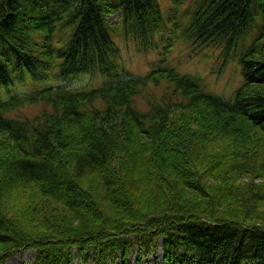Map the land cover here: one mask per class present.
Instances as JSON below:
<instances>
[{
  "label": "trees",
  "instance_id": "obj_1",
  "mask_svg": "<svg viewBox=\"0 0 264 264\" xmlns=\"http://www.w3.org/2000/svg\"><path fill=\"white\" fill-rule=\"evenodd\" d=\"M171 3L179 17L158 0H0V264L25 252L21 264H144L159 250L155 264H264V223L215 209L264 200V184L244 181L264 172V0ZM167 24L174 40L155 65L115 78L117 40L152 51ZM179 40L189 59L218 52L221 70L238 57L228 100L171 64ZM84 75L107 79L17 91ZM30 190L24 212L47 227L60 206L62 229L13 215L10 197ZM138 194L154 205L141 209Z\"/></svg>",
  "mask_w": 264,
  "mask_h": 264
},
{
  "label": "rangeland",
  "instance_id": "obj_2",
  "mask_svg": "<svg viewBox=\"0 0 264 264\" xmlns=\"http://www.w3.org/2000/svg\"><path fill=\"white\" fill-rule=\"evenodd\" d=\"M158 1L166 18L175 16L179 17L178 14H176L172 10L173 5L171 3V0ZM189 1L190 0H184V7L178 13H183L185 11V7L188 5ZM112 19L113 22L117 21V18L115 17ZM170 27V24H167V28L162 34V36L164 37L163 42L158 40L157 48L148 52L139 51L135 44L131 41H125L123 39L117 40L121 50V61L118 65L119 68L116 72V74L118 73V75L115 74L116 76L114 77L127 78L129 76H139L145 74V72L150 70V68L154 66L155 63L159 60L160 57L158 56V54L160 53L161 49H163L165 42L174 40V37L169 32ZM189 53L190 50L187 49V46L182 41H176V43H174V47L170 49L169 53L170 56H172V58L170 57L172 59L171 64L178 67L181 73L188 74L192 79L199 81L207 91L215 94L216 96L224 100H228L233 94L234 90L242 81L240 67L238 64V57L234 58L233 61L229 63L230 65L227 66L224 70H221V61L218 56V52L209 50L206 53H202L198 56H193L192 59H189ZM106 79L107 78L102 77L100 75H84L66 80H50L46 84L43 82L34 81V84L36 83L35 85L31 84L29 86L27 85L26 87H18L17 91L21 92L25 88L30 87L44 88L49 86H67L69 88L74 89L83 88L87 86L96 87ZM207 181L211 184L213 182L214 184H217L219 186H223V182H225L223 180V177H215L214 175L210 176ZM244 181H248V183H251L254 188H258V185L264 184V172L258 170L255 173L251 174L248 178L244 179ZM96 183L97 178L95 176H91L85 179V181H83V184H85L87 187L95 186ZM35 191L36 190L27 191V195H21L20 197H18V195L16 194L10 197L11 202L9 203L11 205V212L13 213V215L19 217L20 222L22 223V225L26 226L27 229H32L35 232H50L52 230L56 231L62 229L65 225L61 219L64 210L60 206L56 205L54 207L47 208L48 210H51L53 212L52 215L55 214L54 219L51 218L52 220H55V223L52 224L51 222L52 225L47 227L44 226L42 222L38 219H31V214L24 212V201L30 200V198L33 200L36 194ZM135 197V201L138 203L141 209H143L144 207H148V205H154V200L152 201L150 196L147 194H138ZM183 197H185L187 201L195 203L196 206L198 205L199 207H201L206 205V203L203 202V200L200 199L198 195H196V192L192 193L191 191L186 190L183 194ZM215 209L220 210V212L229 211L233 214H238L239 217H242L245 214H249L252 218L254 217V220H256L254 222L264 223V200L251 204L249 209L247 208V205H244V207H242L231 202H229L228 205H222L218 208L215 207ZM106 211V213L112 214V211L109 208H106ZM47 223L50 224V221ZM74 224H77V222ZM32 257V252L19 253L18 255L13 256L3 264H21V262L29 263L32 260ZM161 259L162 252L161 250H159V252L155 256L149 255L148 257H146L144 259V264H155V260L161 262ZM135 260L136 258L132 257V261L134 262ZM89 264L93 263L90 262Z\"/></svg>",
  "mask_w": 264,
  "mask_h": 264
},
{
  "label": "bare ground",
  "instance_id": "obj_3",
  "mask_svg": "<svg viewBox=\"0 0 264 264\" xmlns=\"http://www.w3.org/2000/svg\"><path fill=\"white\" fill-rule=\"evenodd\" d=\"M250 40V39H249Z\"/></svg>",
  "mask_w": 264,
  "mask_h": 264
}]
</instances>
